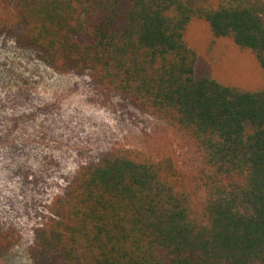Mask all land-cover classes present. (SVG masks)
I'll use <instances>...</instances> for the list:
<instances>
[{
    "label": "trees",
    "instance_id": "trees-1",
    "mask_svg": "<svg viewBox=\"0 0 264 264\" xmlns=\"http://www.w3.org/2000/svg\"><path fill=\"white\" fill-rule=\"evenodd\" d=\"M195 19L264 68V0H0L20 44L170 122L202 155L194 172L128 147L82 165L35 230L33 264H264V86L198 73Z\"/></svg>",
    "mask_w": 264,
    "mask_h": 264
},
{
    "label": "rangeland",
    "instance_id": "rangeland-1",
    "mask_svg": "<svg viewBox=\"0 0 264 264\" xmlns=\"http://www.w3.org/2000/svg\"><path fill=\"white\" fill-rule=\"evenodd\" d=\"M0 27V264H33L35 230L50 215L77 170L113 147L172 152L194 172L202 155L194 140L170 122L96 83L89 73L53 68ZM198 53V73L226 83L264 86L254 53L207 22L186 31Z\"/></svg>",
    "mask_w": 264,
    "mask_h": 264
}]
</instances>
